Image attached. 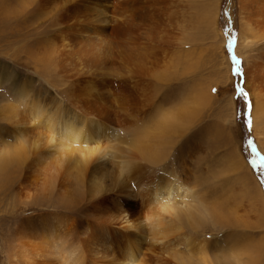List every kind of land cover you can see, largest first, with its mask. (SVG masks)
Returning a JSON list of instances; mask_svg holds the SVG:
<instances>
[{
    "label": "rangeland",
    "instance_id": "rangeland-1",
    "mask_svg": "<svg viewBox=\"0 0 264 264\" xmlns=\"http://www.w3.org/2000/svg\"><path fill=\"white\" fill-rule=\"evenodd\" d=\"M263 72L264 0H0V151L25 145L15 120L37 111L41 121L56 101L63 119L90 123L83 145L95 147L68 183L33 160L0 165V264H19L15 235L38 243L33 222L50 215L70 218L66 245L79 263L67 264H180L168 252L190 264H264V167L248 143L264 156ZM136 148L159 161L129 165ZM162 168L187 187L173 207L198 195L210 210L184 228L208 240L206 263L181 242L144 237ZM50 250L35 264H60Z\"/></svg>",
    "mask_w": 264,
    "mask_h": 264
},
{
    "label": "bare ground",
    "instance_id": "bare-ground-1",
    "mask_svg": "<svg viewBox=\"0 0 264 264\" xmlns=\"http://www.w3.org/2000/svg\"><path fill=\"white\" fill-rule=\"evenodd\" d=\"M251 69L253 68L251 67ZM51 105H53V107H48L46 109V113L45 111L41 110L42 112H44V116L42 115L41 121H38L39 116L37 115L38 112L36 111V109L34 107L33 109H31L32 111L36 112L35 116L28 115L30 123H37V126H39L40 124L43 127L38 128V131H36L37 133L32 132L31 130L28 131V129L26 128V124H30L28 120L24 119L18 121V123H16L17 121L15 120L14 124H12L13 131L11 133L18 132V135H16L17 137L19 136V138L22 137L26 139L25 141L23 140L25 142V145L22 144L21 147L17 146V151H15V148L17 147H13L12 145L11 147L13 149L10 151L1 150L0 165H5L7 162L10 163L11 161L15 160L23 165L29 162L28 160H33V163L31 165L32 168L36 169V167H38L40 169L43 168L44 170L46 167H55L56 169H51L50 173L54 175L55 173L63 172V180L65 183H68L70 181V178H72L73 176L75 177L76 173L78 174L82 169L88 167V165L92 161L95 147H88L87 145H83V143L89 142V140L92 138L91 134L94 133V128H88L90 123H88L87 121L85 122L82 120L80 124L74 125L75 119L73 117L63 119L62 117L64 110L62 109L63 106L61 102L56 101ZM259 105L258 107L261 106ZM256 123L257 121L255 120V124ZM1 131L0 138H2L1 136L3 135ZM29 132L31 133L28 136ZM133 146L135 145L133 144ZM26 148L28 149L26 150ZM51 150H53V152ZM134 150L135 151L133 152V155H131V158L129 157L130 160L127 161L129 165L132 164L133 166V164L136 163V159L143 158L145 155L147 156L145 160H150L151 162L159 161V155H151L145 152L144 149V151H142V149L140 148H136ZM151 156H153V159H151ZM41 164L44 166H42ZM40 169H37L38 172L41 171ZM166 172V169L161 170V172H159L160 174L158 176V179H155V181L157 180V182L156 185L154 184L155 192L153 191L152 199H157L156 201L157 203H159V210L157 215L151 218L149 229L144 230L145 235H143L144 237H147V235L149 234L148 237L156 243H162L165 239H168L170 243L181 242L186 248L185 251L188 252L189 255L190 253H196L199 255L200 260L206 263L205 261L208 256L207 249L209 247L208 240L199 238V236H194L192 233H188L184 228H190L193 230L197 229L200 226L201 222L210 216V210L205 205H203L202 200H200L198 195H195L197 199L189 201V204L185 202L186 205L183 206L184 203L182 202V207H173L172 201L176 198V196L181 195L182 193V195L188 194L185 190V188L187 189V187L181 185L182 183L179 184V182L172 181L173 179H171L170 181L168 178L170 177L169 172L168 174ZM50 180L52 181V179ZM189 193H191V191ZM184 200L185 199H183V201ZM177 201L175 202L176 205H178ZM69 220L70 218H68V216L64 217L61 215H50V217L46 216L43 220L38 219V222H33V224L36 227L40 228L43 232L42 237L37 240L38 243L34 240L30 241V237H27L29 236L28 231L20 229L17 235H15L16 242L15 249L13 251V254L15 253L14 257L20 261L19 264H35L37 259H50V245L56 247L59 254L58 259L60 264H67L66 260H68V256L71 258L74 256L75 258L76 256L74 255V250L70 248V246L66 245V237L68 235V232H70L68 230H70L69 228L71 227H68L70 222ZM127 225L126 228L132 227L131 224ZM25 228L27 230H31L32 225H27ZM137 233H135V236H137ZM172 250L175 252V248H173ZM168 253L170 256L174 257L176 262L178 261L180 264L191 263V259L188 260L187 258L174 255L173 252ZM78 260L79 257H76V263H79ZM128 264H134V262L131 261Z\"/></svg>",
    "mask_w": 264,
    "mask_h": 264
},
{
    "label": "snow or ice",
    "instance_id": "snow-or-ice-1",
    "mask_svg": "<svg viewBox=\"0 0 264 264\" xmlns=\"http://www.w3.org/2000/svg\"><path fill=\"white\" fill-rule=\"evenodd\" d=\"M235 39L236 37L235 36H230L229 37V40H228V44H227V50L232 53L233 52V48H234V43H235ZM232 62L234 65H239L240 61H238L237 57L233 54L232 55ZM241 72L240 68L237 67L236 68V73L239 75ZM236 90L237 92L240 94V95H247V93H245L244 89L240 86V85H237L236 86ZM213 91H216L215 89H213ZM247 125H248V128L249 130L251 129V126H252V120H251V112L249 111V116H248V120H247ZM249 145H251L252 147V151L256 153L257 156H259V166L260 167H264V156H260V154L257 152L256 150V147L254 145V143L249 140L248 141ZM252 163L255 165L257 164V160L256 159H253L252 160Z\"/></svg>",
    "mask_w": 264,
    "mask_h": 264
}]
</instances>
